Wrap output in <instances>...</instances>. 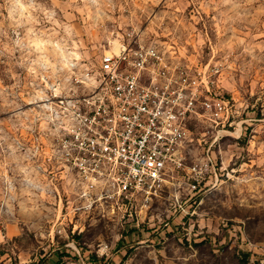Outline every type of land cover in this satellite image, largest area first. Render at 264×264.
I'll return each instance as SVG.
<instances>
[{
	"label": "rangeland",
	"instance_id": "rangeland-1",
	"mask_svg": "<svg viewBox=\"0 0 264 264\" xmlns=\"http://www.w3.org/2000/svg\"><path fill=\"white\" fill-rule=\"evenodd\" d=\"M130 29L180 62L218 66L213 91L237 117L222 131L190 122L185 171L148 201L89 204L58 162L57 101L83 94ZM199 162L193 194L185 173ZM0 226V264L264 259V0H0Z\"/></svg>",
	"mask_w": 264,
	"mask_h": 264
},
{
	"label": "built area",
	"instance_id": "built-area-1",
	"mask_svg": "<svg viewBox=\"0 0 264 264\" xmlns=\"http://www.w3.org/2000/svg\"><path fill=\"white\" fill-rule=\"evenodd\" d=\"M116 45L87 72L83 94L57 101L58 162L75 172L89 204L148 201L169 172L185 171L190 122L222 131L237 117L235 105L213 91L218 66L180 62L132 29ZM204 168L188 166L190 193H199Z\"/></svg>",
	"mask_w": 264,
	"mask_h": 264
},
{
	"label": "bare ground",
	"instance_id": "bare-ground-1",
	"mask_svg": "<svg viewBox=\"0 0 264 264\" xmlns=\"http://www.w3.org/2000/svg\"><path fill=\"white\" fill-rule=\"evenodd\" d=\"M116 47H117V45L115 44L114 47H113V49H116ZM74 56H75V58H77L76 55H74ZM64 62H65V61H64Z\"/></svg>",
	"mask_w": 264,
	"mask_h": 264
},
{
	"label": "crops",
	"instance_id": "crops-1",
	"mask_svg": "<svg viewBox=\"0 0 264 264\" xmlns=\"http://www.w3.org/2000/svg\"><path fill=\"white\" fill-rule=\"evenodd\" d=\"M8 231H10L9 229H8ZM13 231L11 230V233H12Z\"/></svg>",
	"mask_w": 264,
	"mask_h": 264
},
{
	"label": "trees",
	"instance_id": "trees-1",
	"mask_svg": "<svg viewBox=\"0 0 264 264\" xmlns=\"http://www.w3.org/2000/svg\"><path fill=\"white\" fill-rule=\"evenodd\" d=\"M246 255L249 256L247 252H246Z\"/></svg>",
	"mask_w": 264,
	"mask_h": 264
}]
</instances>
